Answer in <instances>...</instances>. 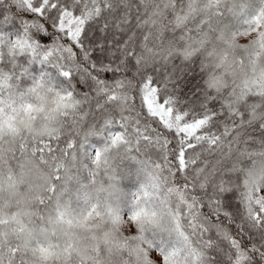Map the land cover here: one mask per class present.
Wrapping results in <instances>:
<instances>
[{"label": "snow or ice", "instance_id": "snow-or-ice-1", "mask_svg": "<svg viewBox=\"0 0 264 264\" xmlns=\"http://www.w3.org/2000/svg\"><path fill=\"white\" fill-rule=\"evenodd\" d=\"M0 264H264V0H0Z\"/></svg>", "mask_w": 264, "mask_h": 264}, {"label": "trees", "instance_id": "trees-1", "mask_svg": "<svg viewBox=\"0 0 264 264\" xmlns=\"http://www.w3.org/2000/svg\"><path fill=\"white\" fill-rule=\"evenodd\" d=\"M125 183L127 184V183H128V181H127V182L125 181Z\"/></svg>", "mask_w": 264, "mask_h": 264}, {"label": "rangeland", "instance_id": "rangeland-1", "mask_svg": "<svg viewBox=\"0 0 264 264\" xmlns=\"http://www.w3.org/2000/svg\"><path fill=\"white\" fill-rule=\"evenodd\" d=\"M127 182V181H126ZM126 184V183H125Z\"/></svg>", "mask_w": 264, "mask_h": 264}]
</instances>
